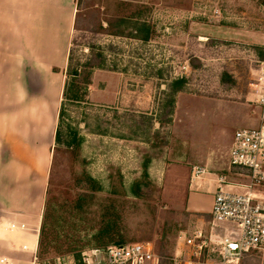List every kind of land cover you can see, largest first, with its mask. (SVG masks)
Returning <instances> with one entry per match:
<instances>
[{
  "label": "rangeland",
  "instance_id": "374dc122",
  "mask_svg": "<svg viewBox=\"0 0 264 264\" xmlns=\"http://www.w3.org/2000/svg\"><path fill=\"white\" fill-rule=\"evenodd\" d=\"M76 6L75 55L85 58V43H96L107 54V67L94 70L88 101L68 106L69 118L59 121L38 242V254H46L39 257L79 254L121 238L151 242L159 260H171L180 233L198 225L189 211L201 212L211 233L238 239L236 222L213 220L210 212L218 175L237 192L251 181L228 167L235 131L259 118L253 83L264 61L253 46L264 47V5L76 0ZM99 24L109 25L107 31ZM181 76L189 83L160 134L168 144L151 147L147 138L159 122L150 130L147 119L140 120L160 112L167 84ZM193 165H206L210 173L192 182ZM85 173L99 190L90 189ZM238 264H264V252L251 250Z\"/></svg>",
  "mask_w": 264,
  "mask_h": 264
},
{
  "label": "crops",
  "instance_id": "0c3cea01",
  "mask_svg": "<svg viewBox=\"0 0 264 264\" xmlns=\"http://www.w3.org/2000/svg\"><path fill=\"white\" fill-rule=\"evenodd\" d=\"M76 8V0H0V223L28 226L0 230V258L11 264H30L22 244L39 242ZM189 212L204 228L203 214Z\"/></svg>",
  "mask_w": 264,
  "mask_h": 264
},
{
  "label": "built area",
  "instance_id": "2783aa9c",
  "mask_svg": "<svg viewBox=\"0 0 264 264\" xmlns=\"http://www.w3.org/2000/svg\"><path fill=\"white\" fill-rule=\"evenodd\" d=\"M253 86L259 118L256 124L235 131L228 167L231 171L240 170V174L250 178V184L244 192L233 191L225 176L218 175L210 212L213 220L236 222L240 236L236 239L228 233H207L200 225L191 232L182 231L178 237L181 251L171 257L175 264H238L251 250L264 252V189L258 188L264 183V63ZM209 173L206 165H193L191 181L198 183ZM0 230L13 235L17 231H27L28 226L3 221ZM22 249L30 252V264H155L160 258L148 241L96 246L79 254L59 255L51 259L39 257L38 242L32 246L24 243ZM0 263L11 264L7 257L0 258Z\"/></svg>",
  "mask_w": 264,
  "mask_h": 264
},
{
  "label": "trees",
  "instance_id": "16d2710c",
  "mask_svg": "<svg viewBox=\"0 0 264 264\" xmlns=\"http://www.w3.org/2000/svg\"><path fill=\"white\" fill-rule=\"evenodd\" d=\"M261 4L264 5V0H259ZM117 21H121L122 19H116ZM77 23L75 22V25ZM109 25L107 27H103L101 24H99V28L101 30L107 31ZM149 35H144L143 39L147 40ZM72 44H80L79 40L76 37H73ZM87 44V47L89 48V51L87 52V55H85V58L81 56L75 55L74 47L71 46L67 61V67H66V80L63 87L62 92V102L59 109V119L69 118L67 115L68 106L75 105V104H82L83 102L88 101V94H89V86L92 84L93 81V73L95 69H105L107 67V54L105 51L96 45V43H85ZM256 50L259 60L264 61V47L255 45L253 46ZM191 64L194 66V61L191 62ZM189 83V79L187 76H181L178 78H174L167 84V88L164 91L165 92V99L164 102L161 104L160 112L153 116L151 114L149 117H142L143 119L140 120L142 123H144V118L147 119L148 123V129L152 130L154 126V120H157L159 122V128L155 129L150 136L147 138V142L150 144L151 147H160L163 148L168 144L167 141V135H160L162 132V129L167 126L171 122L172 114L175 109V102H176V95L179 92H183L186 88V86ZM135 112L129 111L127 115L130 118H135ZM167 130V129H166ZM81 146V140L78 139L76 143L74 144L72 148V152L75 154L77 151L80 150ZM85 178L90 183L91 190H99L100 185L97 183L96 180L90 176L89 173H85ZM134 189L136 190L137 194L141 193V188L139 183H134L133 185ZM114 244H125L124 240L121 238L117 239ZM44 258L46 252H41L39 255H41ZM158 264H175L170 259H160L158 261Z\"/></svg>",
  "mask_w": 264,
  "mask_h": 264
}]
</instances>
